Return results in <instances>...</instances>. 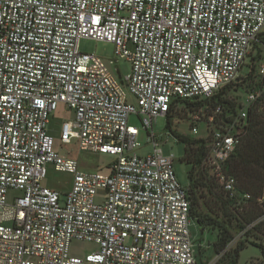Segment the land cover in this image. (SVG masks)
<instances>
[{
    "label": "built area",
    "instance_id": "2783aa9c",
    "mask_svg": "<svg viewBox=\"0 0 264 264\" xmlns=\"http://www.w3.org/2000/svg\"><path fill=\"white\" fill-rule=\"evenodd\" d=\"M83 39L113 44L115 59L81 52ZM258 50L254 88L214 100ZM263 103L264 0H0V264H199L190 188L154 127L200 108L191 147L204 145L201 165L234 199L227 166ZM61 106V145L110 163L89 172L57 150L48 125ZM51 168L69 190L44 185ZM74 242L97 249L75 255Z\"/></svg>",
    "mask_w": 264,
    "mask_h": 264
},
{
    "label": "rangeland",
    "instance_id": "374dc122",
    "mask_svg": "<svg viewBox=\"0 0 264 264\" xmlns=\"http://www.w3.org/2000/svg\"><path fill=\"white\" fill-rule=\"evenodd\" d=\"M79 50L83 53L96 54L106 61L115 59V46L110 43L83 39L79 42ZM260 52L262 53L263 51L258 50L257 54L253 52L250 55L243 69L241 70L237 82H235L228 88L226 87L227 89L224 93L220 91L221 93H219L214 100L223 103H234L235 105L237 101H242L246 97V93H248L251 88H254L256 84L255 61ZM255 55L257 56L255 57ZM118 69L123 77H126L128 74H130L131 70L130 64L127 61H119ZM260 106L261 108H263L264 103L259 105L258 107L260 108ZM258 107H255L254 110ZM199 109L200 108L192 107L183 108L182 110H180V112L173 113L168 117V120L171 121L172 132L176 133L180 138L185 139V142H181L175 136H173L171 130L167 128L166 118H159L154 127L157 138H159L158 142L162 149L163 155L165 157L173 156L174 170L176 172L178 180L184 186H189L188 174L192 167L191 164H187V159L190 154L189 151L192 149V147L190 145L186 149L185 143L187 144L189 143V141H197V139L191 135L190 129L193 127V124L191 125L190 121L196 115L202 116ZM70 119H72V113L68 111L65 106H61L49 121L48 130L56 140L57 150L62 154L76 159L80 163L81 167L89 172L102 169L105 165L110 163L112 161V158L109 156L92 155L87 152H81L79 150V145L75 143V141L68 146L61 145L60 134L62 123ZM129 122L130 125L136 127L140 131L138 142L141 146H143V150L140 153L142 155L150 153L151 147L149 145V139L146 131L143 129V124L141 123V121L137 117L132 116ZM204 128V126H200V135L204 134ZM200 171H206L202 165L196 168L194 172V181H196L197 173ZM207 174L209 175L208 172ZM226 174L229 175L228 172H226ZM209 177L211 176L209 175ZM71 181V175L57 172L53 168H51L49 170L47 179L44 181V185L63 192L70 189ZM206 189L207 188H197L196 197L199 199L201 208L196 209L198 213L203 212V215L209 217V219L212 220V225H198V221L196 220V222H194L191 226L193 237L196 240L195 251L197 254L198 263L232 264V257L234 256L236 247L239 244L244 243L247 248L241 252L238 264H264V257L262 256L260 249L251 244V242H257L264 246V240L259 241L252 237H246V230H239L235 221H231V219L225 218L222 214L218 215V208H216L211 203L210 195L208 194ZM218 191L221 192V189H218ZM202 193H204L203 196H201ZM236 197L239 199L238 202L231 206L234 215H238L239 212L243 211L242 208L244 207L243 205H245L246 200L243 198V195L239 194L238 192L236 193L234 201H236ZM216 223L224 225L232 233V239L230 243L221 253H216L214 249V245L218 241V236L220 233V230ZM71 248L72 252L75 255L80 256H84L88 253L94 252L97 249L94 244L85 242H74Z\"/></svg>",
    "mask_w": 264,
    "mask_h": 264
},
{
    "label": "trees",
    "instance_id": "16d2710c",
    "mask_svg": "<svg viewBox=\"0 0 264 264\" xmlns=\"http://www.w3.org/2000/svg\"><path fill=\"white\" fill-rule=\"evenodd\" d=\"M228 88V87H227ZM227 88L221 90L225 92ZM220 92V93H221ZM167 128L171 130V121H167ZM179 141L185 142V139L180 138L176 133L172 132ZM188 141V140H187ZM190 145L196 141H189ZM187 159V164L192 165L188 174L189 188L192 197V216L201 225H212V220L203 215V212L198 213L196 208H201L199 199L196 197L197 188H207L210 195L211 203L218 208V215L222 214L225 218L235 221L237 227L241 231H245V236L256 240H264V107L256 108L251 114L250 126L248 132L242 138L237 150L227 166V172L237 181V192L241 195H249L250 199L245 200V205L242 212L234 215L231 206L238 202L231 199L217 184L216 180L209 177L207 172L200 171L197 173V179L194 181V172L202 163V157L205 154L204 145H199L197 148H192ZM194 181V182H193ZM221 189V192L218 191ZM202 193L201 196H203ZM199 211V210H198ZM220 233L218 241L214 245L216 253H221L227 247L232 239L231 231L216 223ZM260 249L264 257V246L260 243L251 242ZM258 244V245H256ZM247 246L244 243L239 244L232 257V264H238L240 254Z\"/></svg>",
    "mask_w": 264,
    "mask_h": 264
},
{
    "label": "water",
    "instance_id": "95a60500",
    "mask_svg": "<svg viewBox=\"0 0 264 264\" xmlns=\"http://www.w3.org/2000/svg\"><path fill=\"white\" fill-rule=\"evenodd\" d=\"M198 225H199V223H198Z\"/></svg>",
    "mask_w": 264,
    "mask_h": 264
}]
</instances>
